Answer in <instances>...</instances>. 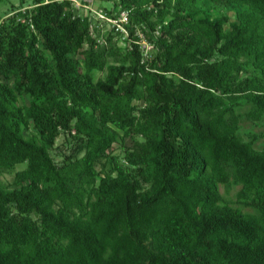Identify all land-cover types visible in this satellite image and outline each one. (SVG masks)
<instances>
[{
  "label": "trees",
  "instance_id": "trees-1",
  "mask_svg": "<svg viewBox=\"0 0 264 264\" xmlns=\"http://www.w3.org/2000/svg\"><path fill=\"white\" fill-rule=\"evenodd\" d=\"M94 1L0 13V264H264V0Z\"/></svg>",
  "mask_w": 264,
  "mask_h": 264
},
{
  "label": "rangeland",
  "instance_id": "rangeland-1",
  "mask_svg": "<svg viewBox=\"0 0 264 264\" xmlns=\"http://www.w3.org/2000/svg\"><path fill=\"white\" fill-rule=\"evenodd\" d=\"M22 1L23 0H2V1H0V13L2 15H5V14H8L10 12L11 13L15 12L19 8L20 9L27 8V6L31 0H24L25 2H22ZM100 4L106 8L109 7V3H107V2H101ZM94 7H98L96 5V3L94 4ZM214 11L215 12L225 11L228 15L233 14V12L231 10L217 9ZM92 21L94 22L93 27H92L94 30V32H93L94 35L100 30L99 39L103 40L104 33L112 28L113 22H109V21H106L104 19H101L99 16H97L95 14L92 16ZM118 28L121 31V35L115 37V41H117L118 45L124 46L127 44L126 41L131 40V38L128 36L127 31L122 27V25H120ZM138 36L142 39L141 40V47L144 50L143 53L146 54L151 49V46H149L146 43V41L144 40V38H142V34L140 32H138ZM248 109H249V104L245 103L238 110L242 114V119L240 121V126H239L240 131H241V133L245 139H249V137L246 136L247 133H256V134L260 133V134H262V136H260L254 142V147L256 149H260L262 147V142H263V137H264V124L262 121H252L250 119H247L245 117V113ZM125 142L128 143L129 142L128 139ZM109 151L112 154H116L118 156H121L122 152H123L121 146L118 143L113 144L112 147L109 149ZM23 166H24V164H19L16 166V168H22ZM0 175H1V179L6 184H8L12 178V171L11 172L1 171ZM238 189H239V186H231L229 189H226L223 185L220 186V192H221V194H222V196L226 202L241 208L245 212H254L253 208L245 207V206L239 205L235 202V199H236L235 194L237 193Z\"/></svg>",
  "mask_w": 264,
  "mask_h": 264
},
{
  "label": "built area",
  "instance_id": "built-area-1",
  "mask_svg": "<svg viewBox=\"0 0 264 264\" xmlns=\"http://www.w3.org/2000/svg\"><path fill=\"white\" fill-rule=\"evenodd\" d=\"M70 1L72 2L73 8L80 10L83 13V15L91 14L93 16L95 14L99 16L101 19H104L109 22H113L112 24H115L117 27L121 25L118 21H126L127 19L124 12H122L118 18L106 16L102 8L94 7L95 4L94 0H70ZM90 27L91 28L93 27L92 23Z\"/></svg>",
  "mask_w": 264,
  "mask_h": 264
}]
</instances>
